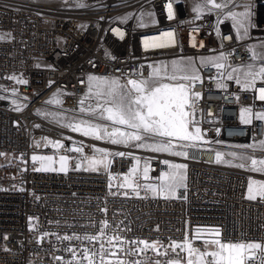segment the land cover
Instances as JSON below:
<instances>
[{"label":"built area","instance_id":"built-area-1","mask_svg":"<svg viewBox=\"0 0 264 264\" xmlns=\"http://www.w3.org/2000/svg\"><path fill=\"white\" fill-rule=\"evenodd\" d=\"M163 1L162 14L152 15L150 0H85L75 9L78 12L68 4L58 8L0 0V264H87L84 250L89 255L98 252L100 242L84 237H99L101 231L105 249L116 251L126 262L142 264L156 259L163 264L174 255L168 246L186 237L201 249L214 230L225 242L264 244V198H247L255 179L246 165L236 166L242 163L238 151H249L264 140V120L256 119V114H264L258 91L264 79L257 77L251 88L242 86L249 65L253 72L264 67V53L259 52L264 43V0H229L223 9L204 6L205 0ZM198 6H204L199 13ZM141 11L146 16L139 15ZM230 12L254 17L246 35L243 29L237 31ZM151 20H158V30H151ZM171 33H178V40H171ZM220 56L226 57L219 61L225 66L217 69L209 60ZM184 57L194 63L202 80L194 82L192 91L201 94L195 99V120L203 139L179 149L188 153L179 159L192 181L183 182L184 187L168 199L143 188L137 197L121 185L133 167L138 168L134 179L140 184L160 185L162 174L172 171L170 155L120 147L123 150L110 153L124 152V157L111 155L107 169L90 172L84 157L99 154L77 156L68 151L79 141L58 140L64 148L57 149L54 139L43 132L46 104L63 113L75 112L89 76L124 82L145 79L153 62ZM19 79L27 83H17ZM248 91H255V99H248ZM53 98L61 103H47ZM245 108L251 109V123L241 121ZM217 153L222 154L219 163ZM34 155H63L72 162L66 173L36 171L40 165L32 161ZM140 158L148 159V180L143 179ZM43 177H50V185L30 189V182ZM59 182H66V190H59ZM70 200L79 202V211H72ZM53 202L62 203L58 217H50ZM108 235L160 241L161 251L168 248L169 256L152 250L127 254L137 245L126 243L120 251L119 244L106 242ZM104 258L115 259L108 253ZM94 259L100 264L99 255Z\"/></svg>","mask_w":264,"mask_h":264},{"label":"snow or ice","instance_id":"snow-or-ice-1","mask_svg":"<svg viewBox=\"0 0 264 264\" xmlns=\"http://www.w3.org/2000/svg\"><path fill=\"white\" fill-rule=\"evenodd\" d=\"M229 0H224L223 3H217V0H205V5H211L215 9H223L227 7ZM204 6H198L195 11L201 12ZM229 16L236 21L237 31L243 29L244 35L247 34L248 27V12L236 13L230 12ZM172 17L171 5H169V18ZM3 37H0L2 39ZM256 53L253 52V58H256ZM226 59L224 56L210 58L217 69L224 68V64L219 61ZM264 59V57H261ZM253 65L248 66V71L245 73V80L243 87L245 89L251 88L257 77L264 79V67H261L258 72L252 71ZM240 69L234 68L233 71ZM250 78V79H249ZM11 79H16L11 77ZM228 79H233L231 74ZM167 81V82H165ZM195 81H201L196 69L191 64H176L173 63L172 72L167 71L161 75L160 70L154 71L152 78L148 79H129L126 84H121L119 79H105L97 76L88 77V91L91 96L96 98V103L88 104L85 107V102L89 97L80 100V112L95 116L97 119L110 122L113 127H108L101 124H93L89 121H79L75 123L65 124V127L71 128L74 132H79L85 137H91L96 140H107L113 145L129 146L130 142H136L135 147L143 148L153 152H166L174 156L187 157L188 153L178 151L189 146H196L195 142L203 139L201 135V128L196 126L198 123L195 120V99L201 98L199 92H193ZM17 83L26 84V80L19 79ZM237 83H241L237 79ZM259 99L264 101V87L258 89ZM13 103H16L13 101ZM49 104H60L58 99H51L47 101ZM245 113L248 117H245ZM251 109L245 108L241 112V121L243 123H251ZM256 119L264 120V114H256ZM38 127V126H37ZM152 141V142H149ZM191 142V143H180ZM48 143L53 144L52 141ZM262 150H264V142H261ZM54 147L57 149L64 148V145L59 141L54 142ZM247 147V146H245ZM68 151L83 153V147H72ZM99 156L84 157L87 162V171H98L100 167L105 169L111 164L109 156L115 155L124 157L126 153L116 152L109 153L105 149H95ZM0 155H3L0 153ZM233 156L236 154L233 153ZM222 154H216L217 163L221 162ZM244 159V157H241ZM250 161L248 170L264 173V159L257 160L252 157H247ZM34 163L39 162V167L36 171H56L53 167V156H33ZM68 156L61 155L59 157V171H68ZM165 164L168 161H164ZM137 165L139 160L137 159ZM237 167L244 168L245 164L241 163ZM184 164H171L172 171H165L160 177L161 183L158 186L150 184H140L134 179L138 171L137 167H133L128 176L124 177V183L121 187L130 189L137 197L140 196L139 189L143 188L147 192L154 195L163 194L165 199L175 195L177 189L184 187V172L186 169ZM80 168V164L76 165V169ZM149 168L145 165L143 169V179L148 180ZM253 185H257L254 189ZM127 196L128 192L125 191ZM257 196L264 198V182L251 181L248 187V199L254 200ZM106 211V209H104ZM108 227L107 221L104 222V228ZM47 235V234H45ZM219 230H214L212 239L203 241L204 247L201 250L199 247H194L191 240L187 237L182 242H172L168 247L174 255L163 262V264H255L257 259L261 264H264V244L261 242H231L222 241L219 239ZM105 236V232L101 231L100 236H85L84 239L91 241H99L100 249L98 252H93L89 255L87 249L83 252V259L87 264H96L94 257L100 256V264H142L141 261H129L121 259L116 251L105 249V241L101 238ZM62 239L70 240L72 237L64 236ZM75 239L79 240L77 236ZM106 242L109 245L119 244L120 251H124L123 245L131 243L137 245L134 249H129L127 254L136 255L137 253H144L152 250L157 256H169L168 248H161L164 246L160 241L149 242L147 240L126 241L119 235H108ZM142 245L143 247H138ZM159 245V247H158ZM177 249L180 251L178 252ZM73 255H76L74 249H71ZM108 253L114 257V260L105 261L104 254ZM182 253L184 255H182ZM259 253V256H257ZM59 259V258H57ZM68 264H72L71 261ZM152 264H162L159 259H156Z\"/></svg>","mask_w":264,"mask_h":264},{"label":"bare ground","instance_id":"bare-ground-1","mask_svg":"<svg viewBox=\"0 0 264 264\" xmlns=\"http://www.w3.org/2000/svg\"><path fill=\"white\" fill-rule=\"evenodd\" d=\"M84 2H85V0H64L63 4L64 5L68 4L69 7L71 6V9H73L74 12L75 11L78 12L79 10H75V9L77 8V6H79V4L81 5ZM150 7H151V14L152 15H161L163 8H164V1L163 0H150ZM139 15H145V13L143 11H141L139 13ZM252 23L254 25V17L252 18ZM252 23H251V20L247 21V25H252ZM151 30H158V20H151ZM171 40H178V33H171ZM259 49L261 50V51H259L260 53H264V43L262 46L259 47ZM189 63L195 69L194 63L192 64L191 61L187 60V61L183 62L184 65H187ZM152 72H153V67L150 66L148 69L147 76L150 75ZM87 89L85 90L81 99L84 97ZM248 99H255V91H248ZM49 106L50 105L46 104V106H45L46 109L42 111V114L44 115V118H45V123H44L45 128L44 129L42 128L43 132L46 135H48L49 137H52L55 142L58 140H63V141H66L67 143L72 142V141H77L74 138V135L80 134V133L72 131L71 128H69V127H66V129H65L64 124H61L60 120H58L60 118L54 119V116L52 115L53 113H59V112H57V110H55V109L49 108ZM79 109H77L76 111H78ZM70 113H74V112H70ZM61 115H63V114H61ZM75 122H77V121H72V123H75ZM81 140H83L84 142L79 141L80 146L79 145H75V146L73 145V147H83V153H77L76 152L77 156L78 155H86V154H99L95 151V149L99 148L100 146L99 147L91 146L90 143H92L93 141H91V140L89 141L88 137H85V136H83V138L81 137ZM95 143H97V142H95ZM104 145H107V144H104ZM107 146H110V145H107ZM102 148H103V146H102ZM110 148H111V150L108 149L109 153L111 151H115L116 149H122L120 147H114V146H110ZM171 157H172V162L174 164H179L181 162L179 158H177L175 156H171ZM76 159H77V157L75 156L73 158V160H75V162H74L75 167L77 165ZM71 162H72V158L69 159L68 163H71ZM145 165L148 166V159L147 158H146V164ZM258 175H259L258 173L250 172V177H252L253 179H255V176H258ZM190 181H192V174H191V172H186L184 182H190ZM40 185H50V177L36 178V182H30V189H40ZM59 190H66V182H59ZM70 208L72 209V211H79V202L77 200H70ZM61 211H62V203L61 202H53L52 206L50 208V217H58L59 213Z\"/></svg>","mask_w":264,"mask_h":264},{"label":"rangeland","instance_id":"rangeland-1","mask_svg":"<svg viewBox=\"0 0 264 264\" xmlns=\"http://www.w3.org/2000/svg\"><path fill=\"white\" fill-rule=\"evenodd\" d=\"M11 1H17V2H26V3H31V4H35V5H45V6H50V7H64L65 5L63 4V1L64 0H11ZM80 5V4H79ZM252 18L253 17H248V20L250 21L251 20V23H252ZM253 25V23H252ZM191 61L190 59L188 58H175V59H167V60H158V61H155L151 64V67H153V72L148 75L146 78L148 79H151L152 78V74L154 73V71L156 70H160L161 72V75L164 74L165 71H167L169 74L172 72V68H173V63L175 62L176 64H183V62L185 61ZM191 63L193 64V62L191 61ZM105 79H115V78H105ZM121 84H126L127 82H124L122 80H120ZM167 82V81H165ZM85 97H89L86 102H85V107H87L88 104H94L96 103V98L94 96H91L89 94V91L87 89L84 97L82 99H84ZM81 107V106H80ZM59 113H53L52 115L54 116V119H58L60 120V123L61 124H68L72 121H89L90 123H93V124H101V125H106L108 127H113L110 122L108 121H104V120H100V119H97L95 116H91L87 113H81L80 110L74 112V113H63V112H60V111H57ZM63 114V115H61ZM64 128L66 129V127L64 126ZM81 137L83 138L82 135L80 134H75L74 135V138L77 140V141H83L81 140ZM79 139V140H78ZM88 140L90 141H93L92 143H90L91 146H96V147H99V148H103L102 149H105L107 152H109L108 149L111 150L110 146H114V147H122V148H134L135 150H146V149H143V148H139V147H135V143L136 142H130L129 146H124V145H113L109 142H107V140H96V139H93L91 137H88ZM66 142V141H65ZM84 142V141H83ZM97 142V143H95ZM149 142H152V141H149ZM264 142V140H263ZM182 143V142H180ZM98 144V145H97ZM104 144H107V145H110V146H107V145H104ZM105 147V148H104ZM178 151H180L179 149H176ZM150 151V150H148ZM161 153H165L167 155H170V156H174V155H171L169 153H166V152H161ZM54 157V163H53V167L56 168L57 170L56 171H59V157L57 156H53ZM91 157V156H89ZM177 158H179L180 156H175ZM236 157L238 159H240V161L246 165V169L248 170L249 167H250V161L247 160V157H252V158H255L257 160H260V159H264V150H262V144L260 143L258 146L256 147H253L252 149H250L249 151H238V154L236 155ZM241 157H244V159H241ZM181 163V162H180ZM179 163V164H180ZM69 164V163H68ZM146 164V158H140V165L141 166H145ZM87 168V162L85 163V169ZM104 167H100L99 170H102ZM250 171V170H248ZM52 172V171H50ZM90 172H95V171H90ZM250 172H254V173H258V174H261V175H264V173H260V172H255V171H250ZM186 172H184V176H185ZM261 179H264V177H260V176H255V180H260ZM184 182V181H183ZM203 247L201 248V250H203Z\"/></svg>","mask_w":264,"mask_h":264}]
</instances>
